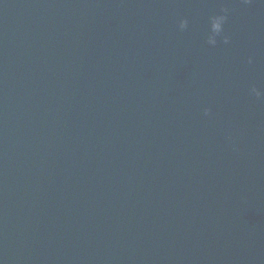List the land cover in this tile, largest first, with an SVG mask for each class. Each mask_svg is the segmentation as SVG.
Listing matches in <instances>:
<instances>
[{
    "label": "water",
    "instance_id": "95a60500",
    "mask_svg": "<svg viewBox=\"0 0 264 264\" xmlns=\"http://www.w3.org/2000/svg\"><path fill=\"white\" fill-rule=\"evenodd\" d=\"M0 264H264V0H0Z\"/></svg>",
    "mask_w": 264,
    "mask_h": 264
},
{
    "label": "clouds",
    "instance_id": "9594fccd",
    "mask_svg": "<svg viewBox=\"0 0 264 264\" xmlns=\"http://www.w3.org/2000/svg\"><path fill=\"white\" fill-rule=\"evenodd\" d=\"M248 0H245V3H247ZM226 17L221 16L218 18H214L211 22V32L213 34H218L221 31L222 25L225 21ZM205 115H207V110H205Z\"/></svg>",
    "mask_w": 264,
    "mask_h": 264
}]
</instances>
